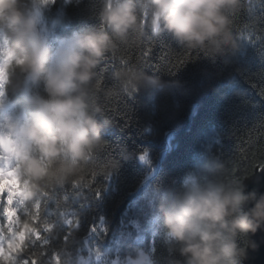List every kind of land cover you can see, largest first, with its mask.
<instances>
[{"label": "clouds", "instance_id": "clouds-1", "mask_svg": "<svg viewBox=\"0 0 264 264\" xmlns=\"http://www.w3.org/2000/svg\"><path fill=\"white\" fill-rule=\"evenodd\" d=\"M55 2L0 0V264H38L44 247L61 238V226L78 230L80 214L66 195L57 200V191L82 197L130 158L123 147L119 158H101L109 148L104 133L118 120L107 106L171 86L126 61L102 86L106 59L165 35L182 50L224 59L241 50L235 20L252 15L257 0H94L98 25L64 36L56 31L59 20L45 23ZM146 196L155 204L168 264H245L257 247L252 237L264 231V193L246 191L211 154L178 186L155 185ZM76 243L65 237L46 264H88L68 251ZM113 264L158 262L135 249Z\"/></svg>", "mask_w": 264, "mask_h": 264}, {"label": "trees", "instance_id": "trees-1", "mask_svg": "<svg viewBox=\"0 0 264 264\" xmlns=\"http://www.w3.org/2000/svg\"><path fill=\"white\" fill-rule=\"evenodd\" d=\"M93 3L56 0L44 13L45 23L59 20L56 31L61 36L96 26ZM235 27L241 50L220 60L182 50L166 35L106 59L102 86L112 83L108 77L123 61L144 67L149 76H159L171 86L141 91L107 106L118 120L104 133L109 148L101 158H119L120 147L130 158L121 160L110 179L98 178L82 197L57 191L56 199L66 195L80 214L78 230L70 233L61 226V238L44 247L38 264H46L65 237L77 242L68 249L73 258L79 254L89 258L88 264H113L135 249L150 251L158 264H168L163 233L155 224V204L146 192L155 185L178 186L186 173L200 166L202 155L225 161L236 180L244 181L263 166L264 0H257L252 15L236 18ZM54 212L55 202L50 201L48 213ZM90 249L104 255L97 260Z\"/></svg>", "mask_w": 264, "mask_h": 264}, {"label": "water", "instance_id": "water-1", "mask_svg": "<svg viewBox=\"0 0 264 264\" xmlns=\"http://www.w3.org/2000/svg\"><path fill=\"white\" fill-rule=\"evenodd\" d=\"M246 191L256 190L258 193H264V164L258 167L253 175L244 180ZM257 245L255 250H249L248 259L245 264H264V231H258L252 237Z\"/></svg>", "mask_w": 264, "mask_h": 264}, {"label": "snow or ice", "instance_id": "snow-or-ice-1", "mask_svg": "<svg viewBox=\"0 0 264 264\" xmlns=\"http://www.w3.org/2000/svg\"><path fill=\"white\" fill-rule=\"evenodd\" d=\"M257 39H259V37H257ZM144 55L147 56V55H148V52L146 51V52L144 53ZM139 158L141 159V161H143V160L145 159L144 155H141ZM97 192H98V191H97ZM95 230H96V229L93 228V231H95ZM101 230L103 231L104 229H101Z\"/></svg>", "mask_w": 264, "mask_h": 264}]
</instances>
